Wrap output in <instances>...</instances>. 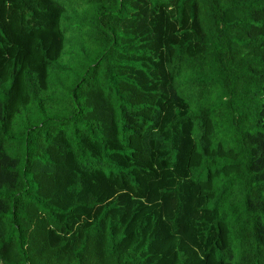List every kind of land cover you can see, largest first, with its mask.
Instances as JSON below:
<instances>
[{"label":"trees","instance_id":"trees-1","mask_svg":"<svg viewBox=\"0 0 264 264\" xmlns=\"http://www.w3.org/2000/svg\"><path fill=\"white\" fill-rule=\"evenodd\" d=\"M0 264H264V0H0Z\"/></svg>","mask_w":264,"mask_h":264}]
</instances>
